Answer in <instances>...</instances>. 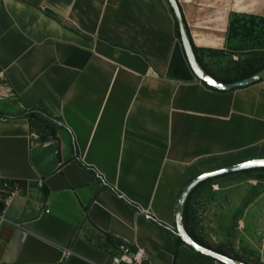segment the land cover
<instances>
[{
  "label": "crops",
  "instance_id": "0c3cea01",
  "mask_svg": "<svg viewBox=\"0 0 264 264\" xmlns=\"http://www.w3.org/2000/svg\"><path fill=\"white\" fill-rule=\"evenodd\" d=\"M177 2L203 67L226 78L237 64L206 58L234 57L230 20L264 16V0ZM176 27L167 0H0V264H224L177 239L175 205L196 174L264 157V78L210 87ZM30 109L55 138H40ZM256 168L200 183L185 224L205 246L264 264V185L245 173ZM4 181L19 185L8 198Z\"/></svg>",
  "mask_w": 264,
  "mask_h": 264
},
{
  "label": "water",
  "instance_id": "95a60500",
  "mask_svg": "<svg viewBox=\"0 0 264 264\" xmlns=\"http://www.w3.org/2000/svg\"><path fill=\"white\" fill-rule=\"evenodd\" d=\"M170 7L172 8L175 21L177 24V29L180 37V41L182 44V48L184 51V54L186 56L187 62L190 65L191 69L195 73V75L202 80L204 83L209 85L210 87H213L218 90H229L235 87H241L249 85L253 82H256L262 78H264V66L254 72H252L249 75L243 76L241 78L233 79L230 81H221L216 79L214 76H212L200 63L196 52L193 48L191 38L188 33V29L186 27L185 21L183 19L179 4L177 0H167ZM254 167H264V157H253L244 159L239 162H235L232 164H226L223 166L211 168L204 170L192 178H190L182 187L179 196L176 201L175 205V212H174V232L175 234L187 245L192 247L194 250L209 256L211 258H214L224 264H250L248 262H245L243 260H239L236 258H233L227 254H224L220 251H217L213 248H210L208 246H205L198 241H196L187 231L184 219H183V211H184V205L186 202L187 197L191 193V191L195 188L197 184L200 182L223 174L227 172L237 171V170H243V169H249Z\"/></svg>",
  "mask_w": 264,
  "mask_h": 264
},
{
  "label": "trees",
  "instance_id": "16d2710c",
  "mask_svg": "<svg viewBox=\"0 0 264 264\" xmlns=\"http://www.w3.org/2000/svg\"><path fill=\"white\" fill-rule=\"evenodd\" d=\"M243 18H246V20L244 22H240V20H242ZM257 22L264 23V16L252 15V14H249V15L242 14V15L234 16V18H232L230 20V22H229L227 38H229L231 35L239 34V29H242L244 31V35L249 36L250 38H252V40L256 39L257 41H254V43L259 44L260 42H258V38H260V37H258L257 35H253L252 34L253 31L255 30L254 27L257 25ZM176 32L179 35L177 27H176ZM260 33L262 35H264V31H261ZM192 45H193V48H194V50L196 52V46L193 43H192ZM229 49L232 50L231 53H234L233 51L237 50L234 47H229ZM196 55H197V53H196ZM200 63L202 64L201 61H200ZM244 64H247L246 68L243 71H241L239 74H237L236 76H233V77L219 78V77L213 75L212 73H210V72L209 73L212 76H214L216 79L221 80V81H230V80H233V79H237V78H241L243 76L249 75L252 72H254V71H256V70H258V69H260V68H262L264 66V50L262 52H260V54H258L257 56H253V57L247 59V61ZM24 115L27 116L28 120L30 121V124L34 123V122H37L40 125H42V130H39L40 138L42 140L56 137L55 128L52 125V123L50 122L49 116L44 114L40 109L27 110L26 112H24ZM261 168H264V167H261ZM208 179H210V178H208ZM208 179H206V180H208ZM202 182H200V183H202ZM199 184H197L195 186V188ZM189 196H190V194H189ZM189 196L187 197L185 205H184V211H183L184 224H185L186 216H187ZM1 207H2V203L0 202V208ZM185 227H186V224H185ZM186 229L188 231L187 227H186ZM192 237L196 241L201 243L197 238H195L194 236H192ZM105 239H106L105 242H106L107 245H104V247L105 246L118 247L117 241H115L112 237L106 235ZM177 239L181 240L178 236H177ZM201 244H203V243H201ZM203 245H205V244H203ZM218 251L222 252L221 250H218Z\"/></svg>",
  "mask_w": 264,
  "mask_h": 264
},
{
  "label": "rangeland",
  "instance_id": "374dc122",
  "mask_svg": "<svg viewBox=\"0 0 264 264\" xmlns=\"http://www.w3.org/2000/svg\"><path fill=\"white\" fill-rule=\"evenodd\" d=\"M246 18H243L240 20V22H244ZM253 35H257L259 44L254 43V41H257L256 39L250 38L249 36L244 35V31L242 29H239V34L237 35H231L228 38V47H234L237 50L233 51L235 56H231L230 54L225 53H215L213 55H210L206 58V64H237L235 66H231L228 73H222L221 77H227L228 76H235L236 74H239L241 70L247 66V64H244L247 59L257 56L264 50V35H262L260 32L264 31V23L257 22V25L254 27ZM246 174L254 175L256 178L255 184L260 183L261 185H264V168H256L253 170L245 171ZM213 180V179H212ZM211 180L207 181L206 183L208 186L204 185L203 188L209 187L212 188ZM237 183L235 182V179H232L229 181V187L230 189L237 188V186H234L233 184ZM229 193L230 196H227L223 199H228L230 205L238 204L239 203V197L232 194V190ZM210 201H217L218 198L216 197H210ZM209 201V202H210ZM220 201V200H218ZM264 199L262 198L261 204L263 205ZM211 203V202H210ZM230 215V214H229ZM230 222L235 220V215L233 214L229 218Z\"/></svg>",
  "mask_w": 264,
  "mask_h": 264
},
{
  "label": "built area",
  "instance_id": "2783aa9c",
  "mask_svg": "<svg viewBox=\"0 0 264 264\" xmlns=\"http://www.w3.org/2000/svg\"><path fill=\"white\" fill-rule=\"evenodd\" d=\"M3 186L4 187H9L7 190V198L9 196V194H11L13 191L17 190L19 185L17 183H14L11 186H9V183L7 181L3 182ZM0 218H4V216L2 214H0ZM122 252L123 254H128L130 253L129 248L126 246H121ZM144 256L143 251L140 248H137L136 250H134L133 252H131V262L132 263H137L142 257ZM121 256L118 255H113L112 256V264H117V262L120 260Z\"/></svg>",
  "mask_w": 264,
  "mask_h": 264
}]
</instances>
